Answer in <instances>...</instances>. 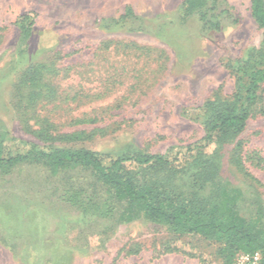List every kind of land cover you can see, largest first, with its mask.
<instances>
[{
    "label": "rangeland",
    "instance_id": "374dc122",
    "mask_svg": "<svg viewBox=\"0 0 264 264\" xmlns=\"http://www.w3.org/2000/svg\"><path fill=\"white\" fill-rule=\"evenodd\" d=\"M183 1L0 0V131L11 137L7 147L48 145L27 129L38 128L43 118L53 134L87 132L81 141H54L55 147L110 153L129 145L164 154L199 141L205 135L199 109L235 91L225 61L258 48L263 31L251 17L250 0H209L216 30L205 28L197 13L185 14ZM27 12L34 24L23 40L14 21ZM35 62L57 68L50 76L55 94L20 109L16 85ZM259 108L260 102L223 150L221 177L243 217L262 207L264 229ZM83 119L93 122H77ZM237 141L247 176L228 161ZM49 170L29 164L0 177V264H222L217 245L199 236L176 235L142 218H82L58 197L61 177L72 171L58 169L54 176Z\"/></svg>",
    "mask_w": 264,
    "mask_h": 264
},
{
    "label": "trees",
    "instance_id": "16d2710c",
    "mask_svg": "<svg viewBox=\"0 0 264 264\" xmlns=\"http://www.w3.org/2000/svg\"><path fill=\"white\" fill-rule=\"evenodd\" d=\"M182 7L187 15L197 13L205 28H219L209 14L214 8L209 0H184ZM125 13L130 14V9ZM250 14L263 31L261 44L225 61L224 66L235 78V91L227 98L207 100L199 109L205 128L199 141L170 148L164 154L145 153L129 145L110 153L84 147H55L54 141H81L87 132L81 129L53 134V124L43 118L38 128L28 125L27 129L39 140L50 142L48 145L31 142L25 150L13 151L6 144L11 137L0 131V177L29 164L50 169L54 176L58 169H70L72 174L61 177L58 197L82 218L112 219L117 223L142 218L166 226L173 234H192L215 243L222 264H233L241 252H258V264H264L262 207L257 205L249 218L243 217L237 197L221 177L223 150L254 115L256 103L260 102L259 109L264 113V0H250ZM14 24L26 40L34 14L23 13ZM56 70L52 64L35 62L21 73L16 85L22 102L20 109L28 110L35 102L54 96L50 76ZM77 122L92 123L93 119ZM211 145L214 148L208 152ZM240 149L237 141L228 149V161L247 176ZM244 198L241 195L239 200ZM252 198L257 201V196Z\"/></svg>",
    "mask_w": 264,
    "mask_h": 264
},
{
    "label": "built area",
    "instance_id": "2783aa9c",
    "mask_svg": "<svg viewBox=\"0 0 264 264\" xmlns=\"http://www.w3.org/2000/svg\"><path fill=\"white\" fill-rule=\"evenodd\" d=\"M259 263V253H238L233 264H258Z\"/></svg>",
    "mask_w": 264,
    "mask_h": 264
}]
</instances>
